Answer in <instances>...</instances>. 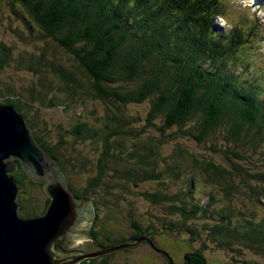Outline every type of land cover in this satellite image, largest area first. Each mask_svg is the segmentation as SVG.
<instances>
[{
    "label": "trees",
    "instance_id": "trees-1",
    "mask_svg": "<svg viewBox=\"0 0 264 264\" xmlns=\"http://www.w3.org/2000/svg\"><path fill=\"white\" fill-rule=\"evenodd\" d=\"M4 6L23 20L24 30L15 33L32 49L18 55L0 39V74L11 65L34 75L35 81L19 89L0 77V104L22 115L34 141L59 165L67 188L77 200L92 204L96 213L88 230L91 248L118 246V253L130 249L127 242H138V247L151 242L159 256L173 264L172 253L153 241L156 228L141 223L138 215H123L134 232L113 239L101 206L111 210L115 191L117 205L122 188L167 174L169 192L139 193L183 216L177 223L165 221L164 229L193 239L199 231L185 221L210 218L213 222L204 229L212 242L264 260V217L256 211V203L264 199V171L256 170L253 160L264 154V74L260 67L248 69L241 55L253 40L254 27L234 24L229 32H217L216 21L226 7L220 0H6ZM90 102L96 106H88ZM146 103L149 108L138 109ZM71 105L72 122L60 138L40 126L39 109L66 110ZM66 135L102 143L95 151L98 161L90 163L92 177L88 175L87 185L79 190L69 182L62 163L66 154L57 150L66 146ZM216 137L223 146H217ZM166 140L176 142L168 160L159 151ZM180 140L206 147L212 155L201 156L211 157L209 163L177 146ZM67 156L84 162L79 153ZM13 162L17 169L11 177L21 189L20 217L44 216L51 202L47 181H35L20 161ZM122 162L125 166L119 167ZM196 177L213 188L205 204L196 194L191 196L195 200L188 196ZM189 254L188 264H208L202 249ZM111 256L81 264H110Z\"/></svg>",
    "mask_w": 264,
    "mask_h": 264
},
{
    "label": "rangeland",
    "instance_id": "rangeland-1",
    "mask_svg": "<svg viewBox=\"0 0 264 264\" xmlns=\"http://www.w3.org/2000/svg\"><path fill=\"white\" fill-rule=\"evenodd\" d=\"M5 3L6 0H2V1L0 0V39L5 41L7 44H9V46H11L15 50V52L18 55H20L23 53V51L26 50L29 51L32 48L27 44L26 41H21L19 39L20 37L19 38L17 37L15 31L24 30L23 20L20 19V17H17L9 9H7V7L4 6ZM224 3L226 6V10H225L226 17L224 18V20L222 19L217 20L215 27L216 31L229 32L231 31L233 24H238V26L244 27L246 26L245 24L236 21L237 19H240L239 18L240 13L244 12V14L248 15L249 18L253 21V26L256 25L255 28L253 29L254 35H251V39H253L256 34L257 37L254 38L252 41L255 45L247 47L241 55H244V57L247 58L244 61V64L249 66L248 69L254 66V69L252 70H254L255 72L260 67L261 75L262 73L264 74L263 72L264 71V41H263L264 0H262L257 4L255 3V0H224ZM254 4H256L255 7ZM248 7H252L253 9H258L257 13L254 14L253 11L247 9ZM257 24L260 25L261 27L258 26ZM225 26L228 28H226ZM62 56L64 57L65 55ZM3 73L4 74H0V77L3 78L4 81L13 82L14 84H16V86L19 89L31 87L33 86L32 82L35 81L34 75L30 74L27 71L19 70L16 66H14V68L11 65L6 67ZM55 98L58 101L59 100L61 101L63 99V97L57 93L55 95ZM95 104L96 103L94 102H90L88 106L93 107L96 106ZM66 105L68 106L69 104ZM36 108H38L37 105ZM72 108L75 107L71 105V107H67L66 110H63L62 108L59 107H51L50 109L46 108L45 110L39 109V112H41V117L47 122L46 123L40 117L42 119V122H40L41 124L40 126H43L46 131H49L51 133V136L56 135L58 136V138H60V136L64 134L65 130L69 129V123L72 122V118H73L72 114L74 113ZM147 108H149V105L146 103L140 105L138 109L143 111L144 109ZM75 110L76 113H79L80 111L78 108H76ZM67 137H68L67 143L65 144L67 147L66 146L63 147V145L62 146L60 145L57 147V150L59 154L62 156L64 153L66 154L65 156H63L65 159L62 160V163L64 164L65 170L67 171L66 174L70 179L69 182L74 188L79 190L87 185L88 175L90 178L92 177V175L90 176V174H88L93 169V167L89 168L90 163L94 161H98L97 156L99 157V153L95 151H100L102 149V143L99 141L96 142L91 141L92 139H88V141H84V140L75 141L71 137V135H68ZM214 142L219 147L221 145L222 146L224 145L218 137H216ZM175 146H176V142H171L170 140L168 141L166 140L165 144L160 145L159 151L162 152L163 156H167V160H168L170 159V156L172 155L170 153H172ZM177 146H180L182 148L185 147V149L190 151L193 155H197L201 157L203 162L205 161L209 163V158L211 157H206L201 155L203 154L210 156L212 155V153L208 151L207 148L204 147L203 145L193 144L188 140H180ZM74 153L81 154L84 161L82 162V164L80 161H77L74 158L71 159L70 157L67 156L69 155L73 157ZM177 154L178 156L189 158L187 156V153L185 152L183 153L179 152ZM253 160L255 161L254 166L256 170L264 171V154L255 155ZM120 166H125V164L122 162L120 163L119 167ZM156 172L158 174V170H156ZM166 175L167 174H165L162 177L160 176L159 180L157 179L156 181L153 182H145L140 185L139 184L134 185V183H132L130 185V188L127 186L129 189L119 187L125 190L122 191V197L120 196L121 199L118 202V204L116 205L115 202V196L119 194L117 190L115 191L116 195H111L113 198V204H112L113 207L111 210L109 209V206H104V204L101 205L104 211L103 221L105 222V227L110 230V233H113L112 236L113 239H120L123 236L129 238L132 232H134V230H131L129 226L128 223L129 219L123 218V215L128 214L130 212L132 213V216L133 214L138 215L137 217L141 221V223H144L146 226L152 224L156 228V231H154L153 241L155 240V243H157V245L160 247H164L165 245L166 249L172 253L173 264H188L189 263L188 258L190 256L189 253H191L195 249H202L205 258L208 261V264H245L243 260L257 262V264H264V260L260 256L252 254L251 252L244 251V255H239V253L236 252V250H238L237 247L231 250V249H226L225 247H221L219 244H215L214 242H212V240L208 237V234L205 233L206 229H204V227H206L205 225L208 224L210 225V223L213 222V220H211L210 218L208 220L200 219L197 221H190V219H188V222L185 221V223L191 226V228L196 227V230L198 229L199 231L198 232L199 235L196 237L194 236L193 239L191 235L186 234L184 232L172 233L164 229L163 224L165 221H167L168 224L171 222L177 223V221H179L180 219L181 220L184 219L183 216H180L177 213L169 212V209L165 210V208L162 206L153 205V203H150L148 201V197L146 199L145 197L140 196L139 193L146 191L150 193L161 190L169 192V189L165 184L170 183L169 181L171 180V178L165 177ZM161 179L163 181V184H161ZM169 185H171V183ZM174 187L179 189L181 187L180 181L179 184L177 182V184L174 185ZM210 191H213V188L209 184L207 185L204 182L203 178L196 177L193 191L191 195L189 194L188 196L190 198H193L191 196L196 194L198 198H201L203 200V204H205L208 202L207 195L211 193ZM123 192H125L124 196H123ZM122 198H124L123 199L124 201L123 204L121 205ZM259 202L260 203H256V211L259 214H261L262 217H264L263 215L264 209L261 207L262 204L264 203V199L260 200ZM238 203L240 204V201H238ZM176 204H177L176 206H179V203ZM220 204L221 203L218 199L217 207L220 206ZM90 212L92 211L89 209V213ZM90 218L91 217H89L88 223L84 230V234L87 237V239L90 242H92L90 235L88 233V230L91 227ZM91 220L93 221V218H91ZM127 243L132 244L129 250H126L127 249L126 248L118 251L117 253V251L113 249L105 254V255H110V254L114 255L111 256L112 259L110 261L111 262L110 264H170L166 258L159 256L157 251L154 250L155 246L153 245L154 247L153 248L150 245V242H148L147 245L144 243L145 245L142 244V246L140 247L136 245V243L138 242H127ZM79 244L84 251H96L100 249L97 248L98 246L95 249L91 248L89 244L84 240L79 241ZM167 244L170 246L168 247ZM115 253H117L116 257L118 258L115 257ZM85 260L87 259H84L83 261ZM196 263L197 262L195 261V264ZM78 264H81V262Z\"/></svg>",
    "mask_w": 264,
    "mask_h": 264
},
{
    "label": "water",
    "instance_id": "water-1",
    "mask_svg": "<svg viewBox=\"0 0 264 264\" xmlns=\"http://www.w3.org/2000/svg\"><path fill=\"white\" fill-rule=\"evenodd\" d=\"M14 160L35 181H47L45 192L51 202L44 216H18L21 189L11 177L17 169ZM87 203L76 200L67 188L57 162L34 141L22 115L0 104V264H78L113 250L81 248L79 241L90 243L84 234Z\"/></svg>",
    "mask_w": 264,
    "mask_h": 264
},
{
    "label": "bare ground",
    "instance_id": "bare-ground-1",
    "mask_svg": "<svg viewBox=\"0 0 264 264\" xmlns=\"http://www.w3.org/2000/svg\"><path fill=\"white\" fill-rule=\"evenodd\" d=\"M212 2V1H211ZM214 2V1H213ZM216 5H217V3H216ZM215 7V6H214ZM225 7V6H224ZM216 9V8H215ZM228 10V9H227ZM233 16V15H232ZM222 20H224V18L221 16L220 17ZM258 25V24H257ZM258 26H260V25H258ZM226 27V26H225ZM261 27V26H260ZM226 28H228V27H226ZM225 31V30H224ZM228 31V30H227ZM254 39V38H253ZM250 45V44H249ZM243 47V46H242ZM19 195V194H18ZM18 197V196H17ZM17 214H18V216L20 217V215H19V212L17 211ZM22 218V217H21ZM37 218V217H36ZM24 219V218H23ZM151 243V242H150ZM134 244V243H133ZM120 246V249H121V246L122 245H119ZM116 251L118 250V246H116V247H113ZM103 255H105V254H103ZM100 256H102V255H99V256H96V257H90V258H85V259H93V258H97V257H100ZM82 262V261H81Z\"/></svg>",
    "mask_w": 264,
    "mask_h": 264
},
{
    "label": "clouds",
    "instance_id": "clouds-1",
    "mask_svg": "<svg viewBox=\"0 0 264 264\" xmlns=\"http://www.w3.org/2000/svg\"><path fill=\"white\" fill-rule=\"evenodd\" d=\"M61 172H62V171H61ZM62 177H63V174H62ZM63 179H64V177H63ZM64 181H65V179H64ZM72 192H73V191H72ZM73 193H74V192H73ZM74 195H75V194H74ZM76 200H77V199H76ZM87 204H88V207L90 206L89 208H91V209L93 208V206H92L91 203H87ZM90 204H91V205H90ZM91 206H92V207H91ZM92 212H93V215L95 216V213H96V212H95L94 208H93ZM93 219H94V217H93ZM90 221L92 222V220H90ZM92 242H93V239H92ZM92 242H91V243H92Z\"/></svg>",
    "mask_w": 264,
    "mask_h": 264
},
{
    "label": "flooded vegetation",
    "instance_id": "flooded-vegetation-1",
    "mask_svg": "<svg viewBox=\"0 0 264 264\" xmlns=\"http://www.w3.org/2000/svg\"><path fill=\"white\" fill-rule=\"evenodd\" d=\"M83 205H86V204H83ZM87 206V205H86ZM86 207H84V209H85ZM89 208V207H88ZM91 211H92V209L91 208H89ZM85 211V210H84ZM91 214H93V212H90L88 215H89V217H91ZM86 216V215H85Z\"/></svg>",
    "mask_w": 264,
    "mask_h": 264
}]
</instances>
